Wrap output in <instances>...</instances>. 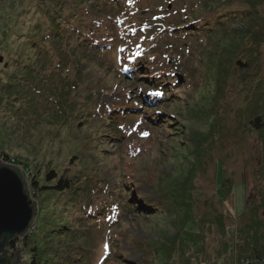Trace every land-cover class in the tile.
<instances>
[{
    "label": "rangeland",
    "instance_id": "374dc122",
    "mask_svg": "<svg viewBox=\"0 0 264 264\" xmlns=\"http://www.w3.org/2000/svg\"><path fill=\"white\" fill-rule=\"evenodd\" d=\"M170 2V10L183 9L194 15L216 11L226 16L233 11L247 13L244 0ZM259 9L264 13V6ZM0 13L6 15L8 9L4 7ZM126 17V25L136 20L131 15ZM254 17L262 20V15ZM1 24L13 29L7 17L1 19ZM238 24L234 21L233 26ZM224 35L211 39L212 44L220 47L219 56L230 54L235 47V52L240 50L247 57L241 49L259 43L257 50L261 52L255 50V55H249L255 56L263 68V79L264 38L255 34L245 45L240 37L230 41ZM5 41V37L0 41V85L12 72L5 62ZM216 52L200 56L208 70L205 93L199 99L188 98L180 103V99L174 98L166 104L165 108L175 114V120L170 121L176 123L166 130L165 115L147 122L141 113L125 118L122 125L110 126L108 121L102 124L98 114L89 118L88 125L86 118L77 116L84 121L83 126L67 127V113L44 105L43 100L34 103L32 91L18 110L19 102L12 106L8 99L1 100L0 149L10 156L7 164L19 169L30 199L36 202L37 213L29 232L40 246L42 264H66L73 259L79 261L72 264H123L114 257L120 254L137 264H241L244 257L258 260L251 254L253 250L263 254L264 82L253 91L248 86L220 82L221 111L200 113L199 109L208 107L211 97L216 95ZM154 74L153 68H145L140 76L150 78ZM8 90L16 93L14 87ZM181 92L185 96L184 88ZM153 93L158 92H149L146 98L153 101L158 96ZM115 97L102 96L101 101L110 105ZM259 101L263 104L257 110H244L245 106L252 109ZM255 112L261 113L262 128L258 131L245 120L247 113ZM80 130L85 133L86 144L80 143ZM117 134V140L110 138ZM197 134L206 136L202 146L212 148L210 153L197 152L195 148L201 146ZM49 148L53 153H49ZM71 154L78 155L74 173L79 177V185L63 193L43 190L35 199L31 176L36 175L41 183L50 155L63 165ZM123 184L128 195L136 191L140 197L131 203L141 215L133 212L131 219H125L132 204L126 199ZM93 202L95 209L82 211V206ZM145 210L152 214H143ZM59 227L62 234L55 237L52 231ZM29 246H16L20 250V264L30 263ZM10 252L6 254V264L12 263Z\"/></svg>",
    "mask_w": 264,
    "mask_h": 264
},
{
    "label": "trees",
    "instance_id": "16d2710c",
    "mask_svg": "<svg viewBox=\"0 0 264 264\" xmlns=\"http://www.w3.org/2000/svg\"><path fill=\"white\" fill-rule=\"evenodd\" d=\"M142 1L144 3L140 0H0V9H8L6 15L0 13V41L3 37L7 39L3 46L7 53L5 62L14 72L8 75L4 85H0V102L8 99L12 106L19 102L16 109H21L27 94L32 91L34 103L43 100L44 105L67 113L64 116L67 127H74L75 124L77 127L83 126L84 121L77 119V116L86 118L87 125L89 118L96 114L102 124L108 121L107 125H122L125 118L141 113L139 115H144L147 121L165 115L166 130L176 124L170 121L175 120V114L165 108L170 100L178 98L181 103L188 98L199 99L205 93L208 70L200 56L209 51H217V64L213 66L217 89L209 106L200 108V113L221 111L223 100L219 91L220 82L248 86L250 91L256 90L264 82L260 74L263 68L259 67L255 56L249 55H255V50L261 52L257 50L259 43H251L249 48L244 46L241 49L246 51L247 57L240 54V50L235 52V47L230 54L219 56L220 47L211 43L212 38H219L223 34L230 41L240 37L245 45L255 34L264 38V13L259 9L264 6V0H244L247 13L242 15L239 11H233L231 16L221 15L217 11L194 15L183 9L170 10V0H152V3ZM127 15L136 17V20L126 25ZM254 15H262V20L257 21ZM3 17L10 19L13 29L9 30L1 24ZM234 21L239 24L233 26ZM2 28L4 31H1ZM85 64L87 67H82ZM145 68H153L155 74L150 78H142L140 74ZM178 75L184 78L183 84L180 83L183 86L178 84ZM9 87H14L16 93L9 92ZM182 88L186 91L185 96L181 92ZM149 92H158L159 95L150 101L146 98ZM102 96L116 97L109 105L102 103ZM258 103L252 109L245 106L244 110H257L263 104L260 101ZM70 113L74 115L68 116ZM247 114L245 120L249 125L254 130H260L261 113ZM80 133V143L86 144L84 131L80 130ZM110 138L117 140L119 136L110 135ZM196 139L198 145L201 144L195 148L197 152L210 153L212 148L207 150L202 146L206 136L197 134ZM48 151L53 153L52 148ZM9 158L0 149V162L7 164ZM77 159L78 155L71 154L66 163L61 165L58 158L50 155L45 163L47 168L43 173V181L40 183L36 175L31 176L34 198L43 190L63 193L79 185V177L74 173ZM123 186L126 193L128 190L125 184ZM139 198L136 191L126 196L128 203ZM131 204V212L124 216L125 219H131L134 213L141 215L134 203ZM93 205L94 202L82 206V211L87 213L95 209L97 205ZM143 212L145 215L152 214L147 210ZM29 230L24 236L8 241L5 250L7 254L11 251L12 259L13 253L18 251L17 245H30L29 264H42L40 246ZM52 232L58 237L62 234V227ZM251 254L258 260L250 261V264L264 261V252L261 254V251L253 250ZM114 257L123 264H137L121 254ZM248 258L244 257L241 264ZM75 261L79 260L73 259L66 264Z\"/></svg>",
    "mask_w": 264,
    "mask_h": 264
},
{
    "label": "water",
    "instance_id": "95a60500",
    "mask_svg": "<svg viewBox=\"0 0 264 264\" xmlns=\"http://www.w3.org/2000/svg\"><path fill=\"white\" fill-rule=\"evenodd\" d=\"M178 82L182 83L179 75ZM36 213V202L30 199L19 169L0 162V264L7 262L6 243L24 236ZM19 252L14 253L11 264H20Z\"/></svg>",
    "mask_w": 264,
    "mask_h": 264
},
{
    "label": "snow or ice",
    "instance_id": "6c2138e0",
    "mask_svg": "<svg viewBox=\"0 0 264 264\" xmlns=\"http://www.w3.org/2000/svg\"><path fill=\"white\" fill-rule=\"evenodd\" d=\"M154 95H159V93H153ZM143 135H147V133H144ZM105 249H107V245H105Z\"/></svg>",
    "mask_w": 264,
    "mask_h": 264
},
{
    "label": "built area",
    "instance_id": "2783aa9c",
    "mask_svg": "<svg viewBox=\"0 0 264 264\" xmlns=\"http://www.w3.org/2000/svg\"><path fill=\"white\" fill-rule=\"evenodd\" d=\"M206 264H209V263H206ZM245 264H250L249 259H247V260L245 261Z\"/></svg>",
    "mask_w": 264,
    "mask_h": 264
}]
</instances>
